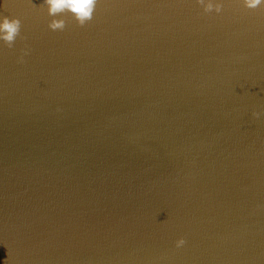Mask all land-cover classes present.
Here are the masks:
<instances>
[{"label":"water","instance_id":"water-1","mask_svg":"<svg viewBox=\"0 0 264 264\" xmlns=\"http://www.w3.org/2000/svg\"><path fill=\"white\" fill-rule=\"evenodd\" d=\"M213 2L0 0V264H264V6Z\"/></svg>","mask_w":264,"mask_h":264},{"label":"clouds","instance_id":"clouds-1","mask_svg":"<svg viewBox=\"0 0 264 264\" xmlns=\"http://www.w3.org/2000/svg\"><path fill=\"white\" fill-rule=\"evenodd\" d=\"M197 2L204 7L205 13H212L215 11L220 14L223 11L221 3H214L213 0H197ZM99 0H44V4L48 8V15L53 17L48 27L52 31H64L66 28V21L64 19H57L70 14L72 18L78 23L80 27L86 26L94 18ZM244 6L249 10H256L264 6V0H243ZM22 22L19 18H0V41H3L9 49L15 46L17 37L21 34ZM28 55V52H24ZM23 63V56L20 61ZM258 116V113H254ZM186 239L181 238L176 242V247L181 248L186 244Z\"/></svg>","mask_w":264,"mask_h":264}]
</instances>
